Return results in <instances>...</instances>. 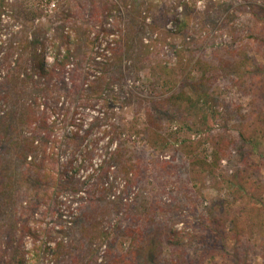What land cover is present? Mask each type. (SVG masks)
I'll return each instance as SVG.
<instances>
[{"label":"rangeland","instance_id":"374dc122","mask_svg":"<svg viewBox=\"0 0 264 264\" xmlns=\"http://www.w3.org/2000/svg\"><path fill=\"white\" fill-rule=\"evenodd\" d=\"M263 1L61 0L46 15L38 0H0V264H264V11L248 8L261 12ZM106 6L114 34L92 44ZM44 43L47 64L51 46L73 54L50 86L30 71ZM87 71L102 80L71 94ZM178 93L193 107L171 98ZM38 106L56 114L58 133L35 130L41 141L53 149L63 137L67 151L83 150L75 180L91 183L77 210L55 196L70 153L46 157L43 173L38 157L20 153L31 128L24 113ZM112 170L126 176L132 201L110 198ZM212 214L226 219L215 259L211 233L201 239Z\"/></svg>","mask_w":264,"mask_h":264},{"label":"trees","instance_id":"16d2710c","mask_svg":"<svg viewBox=\"0 0 264 264\" xmlns=\"http://www.w3.org/2000/svg\"><path fill=\"white\" fill-rule=\"evenodd\" d=\"M253 6V5H252ZM256 7V6H255ZM249 10L252 14L256 15V16H261L262 15V11H264V1L263 3H261L259 5V9L261 10L258 11V9H255L254 7H248ZM105 12L103 13V17L102 20L100 21V31L98 33H94V38L92 40V44H97L100 42L101 38L103 36L105 37H109V35L114 34V29L112 27H108L107 26V21H108V16L111 15L112 10H113V6H106L105 8ZM47 49L46 43H44L41 48H36L34 50V57H33V64L35 66V68H32L30 71H32V78H34V76L36 75L38 77V75L36 73H38L40 76L43 77H47L48 78V82L46 83L47 86H50V82L51 84L53 83L52 80L54 79V77L56 75H61L63 72H65L67 70V67L69 66V61L72 59V49L71 48H66V50L61 51V48L58 47H54L51 46L52 49V54L54 57V62L51 64H47L46 63V59H45V51ZM100 55H104L103 53ZM38 71V72H36ZM71 69L68 71L70 72ZM105 69L101 72V74H104ZM100 75H93L92 77H94L92 80L89 79V74L88 71L85 73L84 79L82 80V84H81V88H76V90H70V93L72 94H78V95H85V86H94V84H96L98 81L102 80L100 78H103V76ZM30 75V77H31ZM101 76V77H100ZM111 85L112 82H110V80H106V88L107 89H111ZM77 87V86H76ZM204 96H206V94H204L203 96H199L198 101L202 98H204ZM171 98L173 100H180L181 102H185V101H189V104L193 107L194 105V101L191 97L186 96L185 94H172ZM60 106H63V102L59 103ZM262 106L264 108V102L262 103ZM29 114L31 115V119H30V132H23L22 135L19 136L18 138V147L20 150V153L23 155V157H28L32 155L34 157H38L40 160L39 162L35 163V168H38V170L40 172L44 171L43 168L46 167L44 165L45 161H48L49 159H56V162H61L60 159L62 157V155L64 153L69 152L70 155L68 154L67 157V162L63 163L61 162L60 165V169H59V174L58 177L55 179V196L56 198L60 197V196H67L66 201H69L70 199L72 200L71 203L73 202H78L81 198H83V194H88L89 192V188L87 186H85V183H91V179L89 178L88 180L86 176L85 180H80L77 181L75 180V176L80 172V170L83 168L82 162H86V160L82 159V154L83 150H81L79 147L71 148V152L67 151L69 150L67 147L68 145L65 144V140L62 138H56L59 141V144H55V146H53V149L51 148V146H47L48 143H50L51 145L54 143L53 140H45L41 141V137L34 133L35 130L40 132L43 135L46 134H52V135H58V133L54 134L53 131L55 132V128H54V124L56 123V114H51L49 112V108H43L41 109L39 106L33 111H25L24 114ZM50 113V115H49ZM251 115V114H249ZM33 116V117H32ZM53 118V119H51ZM256 120L258 121L257 123V128L260 130V132L264 135V113L260 112L256 115ZM260 126V128H259ZM52 131V132H51ZM67 137L68 139H73L72 136H74L75 134L70 130L67 133ZM51 135V137H52ZM56 137V136H55ZM65 137V136H64ZM54 139V138H53ZM63 139V140H62ZM114 142V138H110L108 139V144L111 146L112 143ZM224 140L221 141V145H223ZM220 145V146H221ZM220 146L217 148V150L215 151V155L216 158H218V160L220 159L219 154L220 152H222L224 150L223 147L220 148ZM94 146H88V149H91ZM52 149V150H51ZM80 151V152H79ZM119 151L120 148H118L117 151H112L110 152L109 158L108 159H103L100 162V166L101 168L103 167L102 165L105 162H114V158L118 159L119 156ZM49 154H48V153ZM47 153V154H46ZM46 154V155H45ZM44 155V156H43ZM56 155V156H55ZM48 157V158H46ZM111 160V161H110ZM80 162V163H78ZM111 167H115V165L111 166ZM110 167V168H111ZM114 169V168H113ZM43 173V172H42ZM112 174L115 177H118L115 175V170H112ZM110 176V172L108 173L107 178H109ZM123 176V178H126V176ZM104 185V184H103ZM89 186H91L89 184ZM107 189V188H105ZM108 190V189H107ZM205 219L203 218V221ZM206 223V222H203ZM225 224H226V219L217 215V214H212L211 218H210V222L204 225L206 232H202L201 234V239L203 241H205V239H207L208 233H211V236L213 238V244L209 247H211L210 249H208V251L211 254V258L215 259L217 255L222 254V251L224 249V247L226 246V228H225ZM208 229L210 230V232L208 231ZM204 231V230H203ZM168 241L172 244H177V245H184V240H180L177 238V240H174L175 238L173 236L168 235ZM59 244V243H58ZM206 250V247L203 246L202 247V251ZM207 251V250H206ZM22 264H26L25 260L21 261Z\"/></svg>","mask_w":264,"mask_h":264},{"label":"built area","instance_id":"2783aa9c","mask_svg":"<svg viewBox=\"0 0 264 264\" xmlns=\"http://www.w3.org/2000/svg\"><path fill=\"white\" fill-rule=\"evenodd\" d=\"M61 0H38V4L39 6L42 8V10H44V14H50L52 12H54V10L56 9V7L59 5ZM6 2L8 4H11L13 2V0H6ZM10 14H11V10L7 7L5 8V11H3L1 13V20L4 22H7L8 19L10 18ZM2 26V25H1ZM4 27V25H3ZM2 30V29H1ZM5 30V28L3 29ZM2 37L4 39H6V34L1 33ZM0 43H2V40L0 38ZM86 178V177H85ZM84 178V180H85ZM127 180L124 178H118L115 177L112 172H110V176L109 178H107L104 182V187L108 189V191L110 192V198L111 199H116V198H120L123 202H130L133 200V197L135 195V192L132 191L129 194H125L123 193L125 186L127 184L126 182ZM84 195V194H83ZM61 200V207L63 208V211H66V206L68 205L73 211L77 210V208L79 207L78 202H72V200L70 199L69 201H66L67 196H60ZM75 213V212H73Z\"/></svg>","mask_w":264,"mask_h":264}]
</instances>
